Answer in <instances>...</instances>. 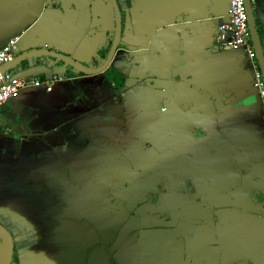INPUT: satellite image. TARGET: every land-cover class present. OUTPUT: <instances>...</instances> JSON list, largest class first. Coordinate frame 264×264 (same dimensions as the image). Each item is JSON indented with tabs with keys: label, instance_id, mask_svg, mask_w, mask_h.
I'll return each instance as SVG.
<instances>
[{
	"label": "crops",
	"instance_id": "0c3cea01",
	"mask_svg": "<svg viewBox=\"0 0 264 264\" xmlns=\"http://www.w3.org/2000/svg\"><path fill=\"white\" fill-rule=\"evenodd\" d=\"M116 1L103 72L32 57L22 69L64 79L0 110L15 264H264V106L248 56L215 45L227 0ZM251 7L264 50V0ZM115 32L110 0H0L12 61L97 69Z\"/></svg>",
	"mask_w": 264,
	"mask_h": 264
},
{
	"label": "built area",
	"instance_id": "2783aa9c",
	"mask_svg": "<svg viewBox=\"0 0 264 264\" xmlns=\"http://www.w3.org/2000/svg\"><path fill=\"white\" fill-rule=\"evenodd\" d=\"M227 3V20L218 26L215 45L222 49L242 51L248 56L254 74V87L258 90L264 106V77L252 44L245 0H227ZM18 40V37H14L0 48V110L7 102L18 98L25 88L46 86L47 91L51 92L52 83L64 79L62 76L54 75L51 80H40L35 77L15 80L12 71H2L4 66L12 62Z\"/></svg>",
	"mask_w": 264,
	"mask_h": 264
},
{
	"label": "water",
	"instance_id": "95a60500",
	"mask_svg": "<svg viewBox=\"0 0 264 264\" xmlns=\"http://www.w3.org/2000/svg\"><path fill=\"white\" fill-rule=\"evenodd\" d=\"M115 9L116 13V22H117V30H116V36L113 42V46L111 49V52L109 54L108 59L106 62L103 64L102 67L97 68V69H88L84 67L83 65L79 64L78 62L74 61L71 58H68L67 56L58 54V53H53V52H35V53H29L27 55H24L20 58H17L16 60L12 61L10 64L4 66L2 71H10L15 67H21L19 72L14 74V79H22L26 77H40V76H45L47 80H51L53 77V71L51 67H48L46 65H35V66H26L25 69H22V65L28 61L32 57H54L57 58L63 62H65L67 65L72 66L73 68L77 69L81 73L84 74H99L103 72L112 62V59L114 57V54L117 50L119 39H120V34H121V14H120V9L118 6V3L116 0H111ZM228 4V3H227ZM245 5L247 9V14H248V23H249V28L251 32V39H252V44L256 50L257 53V59L259 62V66L261 69V72L264 77V50L262 48L260 39H259V34L256 28V24L253 18L252 14V7H251V0H245ZM227 20V18H226ZM225 20V21H226ZM227 50V49H226ZM0 239L4 243V250L3 253L0 257V264H11L13 255H14V242L13 238L10 234V232L0 224Z\"/></svg>",
	"mask_w": 264,
	"mask_h": 264
},
{
	"label": "trees",
	"instance_id": "16d2710c",
	"mask_svg": "<svg viewBox=\"0 0 264 264\" xmlns=\"http://www.w3.org/2000/svg\"><path fill=\"white\" fill-rule=\"evenodd\" d=\"M255 24H256V23H255ZM256 28H257L258 33H260L257 24H256ZM111 46H112V39H110L109 42H108V44L106 45V47L103 48V49L100 51L99 55H100V57H101L102 59L106 60V59L108 58V56H109V52H110V50H111ZM58 64H60V65H66L65 62H63V61H59ZM68 68H69L70 70H74V68H73L72 66H70V65H68ZM120 86H121V85H120L119 83H117V87H120ZM11 264H15V260L12 259V263H11Z\"/></svg>",
	"mask_w": 264,
	"mask_h": 264
},
{
	"label": "flooded vegetation",
	"instance_id": "af4514ba",
	"mask_svg": "<svg viewBox=\"0 0 264 264\" xmlns=\"http://www.w3.org/2000/svg\"><path fill=\"white\" fill-rule=\"evenodd\" d=\"M111 1V0H110ZM111 3H112V1H111ZM112 5H113V3H112ZM121 14V13H120ZM115 16H116V13H115ZM121 25H122V19H121ZM122 27V26H121ZM116 30H117V22H116ZM115 36H116V32H115ZM115 36H114V38L112 39V46H113V42H114V39H115ZM120 38H121V34H120ZM119 44H120V39H119V43H118V47H117V49L119 48ZM112 46H111V49H112ZM117 51V50H116ZM110 52H111V50H110ZM110 52H109V54H110ZM116 53V52H115ZM109 57V56H108ZM108 59V58H107ZM106 59V60H107ZM66 64V63H65ZM63 77V76H62Z\"/></svg>",
	"mask_w": 264,
	"mask_h": 264
}]
</instances>
